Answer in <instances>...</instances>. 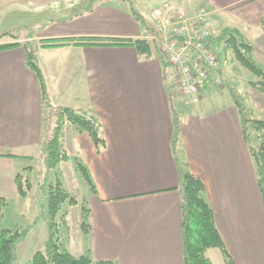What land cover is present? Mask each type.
Masks as SVG:
<instances>
[{"label":"crops","instance_id":"0c3cea01","mask_svg":"<svg viewBox=\"0 0 264 264\" xmlns=\"http://www.w3.org/2000/svg\"><path fill=\"white\" fill-rule=\"evenodd\" d=\"M174 6L186 12L205 10L211 32L238 34L253 46L252 59L264 70V0H180ZM117 7L109 12L105 28L99 29L93 21L92 10L88 14L91 22L84 23L81 31L55 37L84 38V44L69 42L44 48L41 42L48 38L32 35L30 39L37 48L53 103L97 120L106 141L98 153L87 133L66 127L65 151L88 167L97 188L96 194L91 193L80 204L77 223H68L67 215L66 249L74 257L88 256L94 262L185 264L181 187L183 174L190 173L205 186L202 197L213 210L215 225L234 264H264V202L257 164L245 141L237 106L222 85V89H205L195 106L177 93L181 137L174 152L172 104L165 80V70H172L155 54L143 59L134 46L123 43L146 40L151 35L154 10H139L147 30L133 19L129 9ZM20 26L26 24H0V34ZM14 43L10 38L0 41ZM27 59L22 45L0 51L3 207L24 200L16 177L42 159L49 128L48 108ZM257 80L246 82L238 92L249 119L264 121V95L250 85ZM251 142L255 148L260 145L252 131ZM69 163L75 169L74 163ZM83 208L89 211L86 221ZM2 216L0 231L15 230L17 225ZM39 229L41 236L36 239ZM47 238V224L42 221L20 245L18 260L29 262L44 248ZM207 257L212 264H226L219 249L209 250Z\"/></svg>","mask_w":264,"mask_h":264},{"label":"trees","instance_id":"16d2710c","mask_svg":"<svg viewBox=\"0 0 264 264\" xmlns=\"http://www.w3.org/2000/svg\"><path fill=\"white\" fill-rule=\"evenodd\" d=\"M91 3H102L107 0H91ZM128 3L133 19L142 27L149 30L145 18L139 13L134 0H117ZM264 26V17L261 20ZM27 27H19L16 31L0 34V41L10 38L14 44H0V51H4L17 45H22L27 52V65L35 73L40 84L42 99L49 112V128L42 148L41 157L45 162V177L41 182L42 199L40 201L41 212L26 228L0 231V264H21L18 262V249L24 243L31 232L36 229L42 221L47 224L48 238L44 248L38 251L33 258L23 264H117L112 261L94 262L88 256L74 257L66 249L62 239V227L66 226L67 213L64 208L79 204L78 199L65 189L60 176L56 173L62 163L72 162L88 184L91 193L96 194L97 188L88 167L79 159L72 157L64 149V134L66 127L71 125L83 133H87L93 141L96 150L100 153L106 146L105 138L102 135L101 125L89 115L79 112L67 106H56L49 93L47 79L37 58V48L32 46L30 39H25L21 44L18 33ZM86 39H49L42 41V47H61L69 42L84 44ZM225 41L227 47L234 54L235 59L244 68L257 77L256 82L250 85L252 88L264 95V70L256 65L252 59L253 46L246 43L239 35L225 34L216 39V42ZM135 47L138 55L143 59H150L154 55L152 46L147 40H129L123 42ZM165 80L169 87L170 99L173 114V139L172 148L176 152L181 137V124L176 112L178 94L174 89V74L165 70ZM233 103L237 106L245 141L255 159L258 168V184L264 202V121L252 118L249 119L247 108L243 97L231 86L226 87ZM251 131L256 133L260 145L255 148L251 142ZM25 170H32L28 167ZM24 170V171H25ZM24 171L16 177V184L22 198L29 197L33 189L31 179L24 174ZM51 173H56V180L50 178ZM183 237H184V263L185 264H212L207 257L211 249H219L223 253L226 264H234L231 256L226 250L224 241L215 225L214 213L208 203L202 197L205 190L203 182L190 173L183 174ZM2 203V202H0ZM2 208L0 204V219H2ZM89 211L83 208V219L86 221ZM84 227L86 223L83 224Z\"/></svg>","mask_w":264,"mask_h":264},{"label":"rangeland","instance_id":"374dc122","mask_svg":"<svg viewBox=\"0 0 264 264\" xmlns=\"http://www.w3.org/2000/svg\"><path fill=\"white\" fill-rule=\"evenodd\" d=\"M134 1L135 5L136 3L138 4L137 7L139 8L137 10H142L145 13L162 7L164 3L172 5L180 3V0ZM91 2V0H0V24L5 23L11 26L16 25L18 22L21 25L26 24V26L20 27H27L29 29H24L18 33V36L23 41L32 35H35L37 38L57 39L55 37H60L65 33L81 31L84 23L91 22L89 20H91L90 16L92 15L88 14L92 10L94 11L93 21H95L99 29H102L110 21L109 12L118 9V5L121 8L129 9L128 3L117 0H107L102 3ZM10 17H13V20L9 22L8 18ZM225 35L228 36V34ZM220 36L222 35H217L215 41ZM106 41L110 40L106 39ZM214 49L218 53L221 63L222 86H225V88L231 86L239 91L240 87H244L246 82L257 80L256 76L237 62L225 41L216 42ZM212 80L214 82L209 83L205 92L211 88L222 89L216 84L215 78H212ZM29 167H32L31 171H24L26 177L28 176L33 184L29 197L20 202H11L10 205L2 208V214L6 215V220L12 222L13 225H17L13 226L15 230L26 228L29 223L32 224L41 212V182L45 177V162L43 159H40L31 163ZM56 173L63 179L66 189L80 202L77 206L70 207L67 205L64 208V213L69 215L68 223L75 224L80 219L82 212V205L80 204L91 194L90 188L82 175L75 171V169H72V164L69 162L63 163ZM56 173H51L50 175L53 182L56 180ZM68 223L66 218V226L61 228L62 239ZM40 236L41 229L38 230L36 239H40ZM25 261H28V259L21 258L18 260L21 264L27 263Z\"/></svg>","mask_w":264,"mask_h":264},{"label":"built area","instance_id":"2783aa9c","mask_svg":"<svg viewBox=\"0 0 264 264\" xmlns=\"http://www.w3.org/2000/svg\"><path fill=\"white\" fill-rule=\"evenodd\" d=\"M155 26L146 38L156 57L174 74V89L188 104L197 105L210 82L221 86L217 35L208 28L207 12H186L165 3L151 15Z\"/></svg>","mask_w":264,"mask_h":264}]
</instances>
